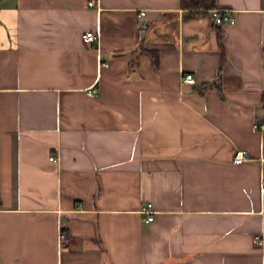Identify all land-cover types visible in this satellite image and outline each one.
<instances>
[{
	"label": "crops",
	"instance_id": "obj_1",
	"mask_svg": "<svg viewBox=\"0 0 264 264\" xmlns=\"http://www.w3.org/2000/svg\"><path fill=\"white\" fill-rule=\"evenodd\" d=\"M214 9L0 0V264H264V0Z\"/></svg>",
	"mask_w": 264,
	"mask_h": 264
},
{
	"label": "built area",
	"instance_id": "obj_2",
	"mask_svg": "<svg viewBox=\"0 0 264 264\" xmlns=\"http://www.w3.org/2000/svg\"><path fill=\"white\" fill-rule=\"evenodd\" d=\"M85 4L87 7L93 8L96 6L97 0H85ZM143 15H144L143 12H139V16H143ZM209 17L215 26H221L223 24L232 25L234 23L233 13L230 10L211 9L209 11ZM81 38L85 42L93 43V42L97 41L98 35H97V33L86 32V33L81 35ZM99 66L106 67L107 64L99 61ZM182 82L185 84H193L192 75L191 74H185L182 77ZM87 95L91 96V97L95 96L96 90L94 88H91V90H89L87 92ZM255 128L262 131L263 125L255 124ZM49 160L52 161L54 159H53V157H49ZM245 160H246V157L244 156V154L240 151H236L234 158H233V163L234 164H240ZM262 183H264V181H262ZM142 213L145 215V218H144L145 223H149L153 220V211L151 210V204H146L142 208ZM252 242L254 245L261 246L262 245L261 236L260 235L254 236L252 239ZM65 243H66V234L62 229H59L58 246L60 248H62Z\"/></svg>",
	"mask_w": 264,
	"mask_h": 264
},
{
	"label": "trees",
	"instance_id": "obj_3",
	"mask_svg": "<svg viewBox=\"0 0 264 264\" xmlns=\"http://www.w3.org/2000/svg\"><path fill=\"white\" fill-rule=\"evenodd\" d=\"M215 7V0H179V8L186 11V19H193L209 13ZM224 58V56H223ZM260 108L264 111V92L261 94ZM264 154V130L262 133Z\"/></svg>",
	"mask_w": 264,
	"mask_h": 264
}]
</instances>
